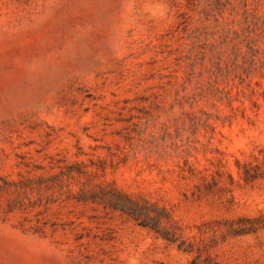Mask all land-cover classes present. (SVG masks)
Masks as SVG:
<instances>
[{"label": "rangeland", "instance_id": "rangeland-1", "mask_svg": "<svg viewBox=\"0 0 264 264\" xmlns=\"http://www.w3.org/2000/svg\"><path fill=\"white\" fill-rule=\"evenodd\" d=\"M263 156L264 0H0V264H264Z\"/></svg>", "mask_w": 264, "mask_h": 264}, {"label": "trees", "instance_id": "trees-1", "mask_svg": "<svg viewBox=\"0 0 264 264\" xmlns=\"http://www.w3.org/2000/svg\"><path fill=\"white\" fill-rule=\"evenodd\" d=\"M239 167L242 171V178L248 183L258 179H264V156L257 164L249 163L243 166L239 164ZM144 226H148V224Z\"/></svg>", "mask_w": 264, "mask_h": 264}]
</instances>
